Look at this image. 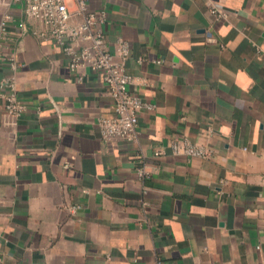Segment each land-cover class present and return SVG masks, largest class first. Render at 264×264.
<instances>
[{
    "label": "crops",
    "instance_id": "1",
    "mask_svg": "<svg viewBox=\"0 0 264 264\" xmlns=\"http://www.w3.org/2000/svg\"><path fill=\"white\" fill-rule=\"evenodd\" d=\"M87 1L154 108L133 139H102L101 75L78 80L13 6L4 42L27 109L0 96V264H264V0ZM183 137L211 157L174 154Z\"/></svg>",
    "mask_w": 264,
    "mask_h": 264
},
{
    "label": "built area",
    "instance_id": "2",
    "mask_svg": "<svg viewBox=\"0 0 264 264\" xmlns=\"http://www.w3.org/2000/svg\"><path fill=\"white\" fill-rule=\"evenodd\" d=\"M75 1L76 9L73 12L68 0H0V5L7 7L0 19V68L7 65L10 70L0 79V96L5 100V110L15 116L27 109V104L18 94L17 71L22 64L15 51L4 42V35L16 16L13 6L18 4L25 14L43 23L45 29L40 35L46 40H53L60 47L78 80L85 77V70L101 75L112 98V113L98 120L102 139L110 141L121 137L131 140L136 134L140 111L153 109L154 104L131 92L130 85L134 78L126 70L130 51L124 42L119 43L117 52L111 51L103 28L105 12L90 9L87 0ZM212 12L217 17L225 14L214 7ZM74 14L82 17L77 24L71 23ZM171 149L177 155L200 158H210L212 155L207 146L193 143L186 137L171 142ZM161 153V150L156 152L157 155ZM157 264L163 262L159 260Z\"/></svg>",
    "mask_w": 264,
    "mask_h": 264
}]
</instances>
